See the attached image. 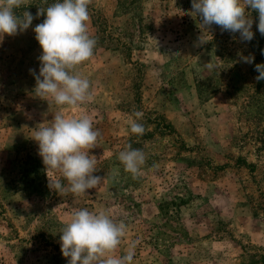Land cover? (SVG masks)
<instances>
[{"label":"rangeland","instance_id":"374dc122","mask_svg":"<svg viewBox=\"0 0 264 264\" xmlns=\"http://www.w3.org/2000/svg\"><path fill=\"white\" fill-rule=\"evenodd\" d=\"M56 0H25L36 15ZM91 0L93 55L73 72L93 99L58 106L35 95L30 69L42 49L33 28L0 41V264H67L60 230L74 211H103L125 225L111 255L136 242L132 264H264V36L201 29L192 0ZM204 35L207 42L198 43ZM241 56L254 57L244 63ZM215 65L212 69L209 65ZM139 110L145 134L130 132ZM57 112L87 115L100 136L89 150L94 175L85 194L48 187L34 131ZM131 143L147 160L133 179L117 159ZM63 184H67L62 180Z\"/></svg>","mask_w":264,"mask_h":264},{"label":"clouds","instance_id":"9594fccd","mask_svg":"<svg viewBox=\"0 0 264 264\" xmlns=\"http://www.w3.org/2000/svg\"><path fill=\"white\" fill-rule=\"evenodd\" d=\"M25 0H0V41L4 34L14 36L27 30L33 19L44 15L42 23L33 31L42 52L38 57L39 71L30 69L35 79V95L51 97L58 106L78 107L90 102V81L73 70L90 59L96 40L88 34V6L91 0H56L45 9L38 8L35 16L28 11L17 14ZM251 11L258 13L257 30L264 36V0H192V13L200 17V28L218 26L222 31L239 34L243 42L254 39ZM204 35L198 43L204 44ZM244 63H253L254 57L241 56ZM214 69L215 65H209ZM257 81L264 80V63L255 64ZM143 113L134 111L136 120L130 121V132L145 134V127L137 122ZM100 132L94 129L93 120L87 115L66 117L57 112L53 122L37 128L32 138L38 144V155L47 171L58 172L50 178V190L67 195L85 194L97 188L103 176L94 175L96 158L89 150L98 145ZM117 159L133 179H138L147 157L142 149L129 143L118 153ZM66 181L67 184H63ZM60 251L68 258L67 264H132L136 242L130 243L126 254L111 255L121 243L125 225L116 223L103 211L79 209L72 213L70 221L60 230Z\"/></svg>","mask_w":264,"mask_h":264},{"label":"trees","instance_id":"16d2710c","mask_svg":"<svg viewBox=\"0 0 264 264\" xmlns=\"http://www.w3.org/2000/svg\"><path fill=\"white\" fill-rule=\"evenodd\" d=\"M191 0H186V2L185 3H188V2H190Z\"/></svg>","mask_w":264,"mask_h":264}]
</instances>
